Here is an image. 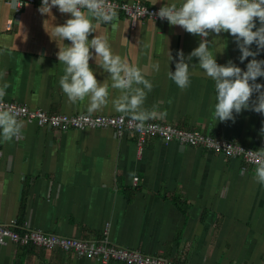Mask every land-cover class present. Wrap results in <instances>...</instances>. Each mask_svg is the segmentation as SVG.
<instances>
[{
  "label": "crops",
  "instance_id": "crops-1",
  "mask_svg": "<svg viewBox=\"0 0 264 264\" xmlns=\"http://www.w3.org/2000/svg\"><path fill=\"white\" fill-rule=\"evenodd\" d=\"M5 1L0 0V86L7 82L10 87L4 100L51 114H122L111 103L119 95L111 87L108 105L92 113L87 100L72 103L63 93L59 79L64 65L57 58L58 43L45 27L52 31L70 14L54 7L53 20L38 11L40 2L18 11ZM122 1L155 7L180 3ZM256 24L260 27L258 19ZM97 34L152 83L144 108L156 116L148 121L264 149V114L243 110L235 122L213 117L214 81L199 67L198 58L190 62L186 89L168 77L175 71L177 52L183 50L187 57L199 46V36L169 22L144 21L131 29L123 15L101 24L89 40ZM207 39L218 64L232 61L247 70L253 57L240 61L242 53L230 33ZM251 50H258L255 43ZM255 58L264 60V50ZM156 63L159 71L153 68ZM90 67L98 81L111 84L95 59ZM256 83L264 84V77ZM22 121L19 138L0 140V223L17 220L29 229L87 241L101 239L107 227L114 244L173 264H264V184L254 179L256 166L177 141L150 138L140 147L135 134L118 135L111 128L60 131ZM0 264L101 263L60 249L8 244L0 246Z\"/></svg>",
  "mask_w": 264,
  "mask_h": 264
},
{
  "label": "clouds",
  "instance_id": "clouds-1",
  "mask_svg": "<svg viewBox=\"0 0 264 264\" xmlns=\"http://www.w3.org/2000/svg\"><path fill=\"white\" fill-rule=\"evenodd\" d=\"M54 7L71 16L63 25L53 26L52 31L45 27L49 36L58 43L57 58L64 65V74L59 79L63 93L72 103L87 100V110L92 113L108 105L109 87L118 90L119 95L111 100L114 109L129 117L130 123L140 130L146 121L156 116L155 111L144 108L147 94L153 89L152 83L138 66L114 54L103 35L97 34L89 40L101 24H109L116 18L113 5L109 0H42L38 11L55 20L52 15ZM153 15L167 20L170 26H179L201 38L199 46L187 57L183 50L177 52L175 71L168 72V77L181 90L189 87L190 62L198 58L199 67L214 81L217 102L213 117L216 120L235 122L236 114L243 110L264 114V84L256 83L257 78L264 77V60L255 58L264 50V0H180L179 4H165ZM221 32L230 33L235 38L242 53L239 58L242 63L253 57L246 71L232 61L226 65L217 63L207 38L213 33L219 37ZM66 40L70 41L69 45L64 43ZM254 43L257 51L251 50ZM93 59L97 67L108 74L110 85L107 81H98L90 67ZM173 59L170 51V61ZM153 68L159 71V64H154ZM3 75L0 73V79ZM9 87L7 82L0 86V140L3 142L19 138L24 127L19 118L22 110L4 103ZM254 94H257L255 100ZM261 132L264 134V128ZM246 153L256 165L254 179L264 184V149ZM129 176L134 182L135 173L131 172Z\"/></svg>",
  "mask_w": 264,
  "mask_h": 264
},
{
  "label": "built area",
  "instance_id": "built-area-1",
  "mask_svg": "<svg viewBox=\"0 0 264 264\" xmlns=\"http://www.w3.org/2000/svg\"><path fill=\"white\" fill-rule=\"evenodd\" d=\"M14 4L20 11L22 7L34 2L42 3V0H6ZM113 5L116 16L119 14L128 18L131 29H135L144 21L168 22L161 20L154 13H158L161 7L148 6L141 2L129 3L122 0H109ZM10 21L9 26L12 25ZM7 105H13L20 112V119L36 124L50 130L67 131L70 129H114L118 135L130 132L137 136L138 144L142 147L150 138H158L165 143L177 141L181 144L191 145L206 149L217 154L231 158H242L248 165H254L250 161L247 151H255L240 143L219 139L213 135L201 131H188L168 123L146 121L140 130H136L130 118L123 114L116 116L90 115V114H51L39 109H31L26 105L4 100ZM244 151H243V150ZM246 151V152H245ZM14 244L19 247H33L40 250L50 251L60 249L64 252H74L81 257L96 259L101 264L112 262L121 264H173L169 261L144 254L138 250L119 246L110 241L107 227L101 239L87 241L78 238L61 237L29 229L21 225L17 220L9 223H0V246Z\"/></svg>",
  "mask_w": 264,
  "mask_h": 264
},
{
  "label": "trees",
  "instance_id": "trees-1",
  "mask_svg": "<svg viewBox=\"0 0 264 264\" xmlns=\"http://www.w3.org/2000/svg\"><path fill=\"white\" fill-rule=\"evenodd\" d=\"M119 15H121V14H119ZM125 17V16H124ZM181 207H183L182 205H181Z\"/></svg>",
  "mask_w": 264,
  "mask_h": 264
},
{
  "label": "bare ground",
  "instance_id": "bare-ground-1",
  "mask_svg": "<svg viewBox=\"0 0 264 264\" xmlns=\"http://www.w3.org/2000/svg\"><path fill=\"white\" fill-rule=\"evenodd\" d=\"M6 2V1H5ZM41 128H44V127H41Z\"/></svg>",
  "mask_w": 264,
  "mask_h": 264
}]
</instances>
